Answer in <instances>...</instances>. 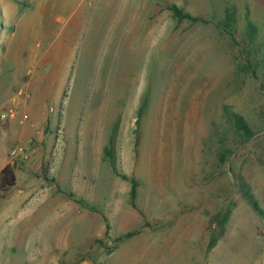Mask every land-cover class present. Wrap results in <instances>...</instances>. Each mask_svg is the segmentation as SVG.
Returning a JSON list of instances; mask_svg holds the SVG:
<instances>
[{
  "label": "rangeland",
  "instance_id": "1",
  "mask_svg": "<svg viewBox=\"0 0 264 264\" xmlns=\"http://www.w3.org/2000/svg\"><path fill=\"white\" fill-rule=\"evenodd\" d=\"M0 17V171L22 149L10 190L47 206L1 264H264V0H0Z\"/></svg>",
  "mask_w": 264,
  "mask_h": 264
},
{
  "label": "trees",
  "instance_id": "2",
  "mask_svg": "<svg viewBox=\"0 0 264 264\" xmlns=\"http://www.w3.org/2000/svg\"><path fill=\"white\" fill-rule=\"evenodd\" d=\"M171 9L174 11L175 16L178 18L179 21H183L185 19H190L192 21L202 20L200 18L193 17L190 14L184 13V11L176 5L172 6ZM236 22H237L236 10L234 8H227L225 20H223L220 23V26L225 31H227L229 33V35L233 36L232 31H233V28H234ZM255 31H256L255 26L253 25L252 22L249 21L248 33H249L250 37H253V34ZM145 105H146V103H144L138 111V119H137V125L138 126H140V124H141V119H142V116H143L144 111H145ZM229 123H230L231 128L234 129L235 132L245 141H249L250 139H252L255 136V131L251 128V126L249 125V123L246 121V119L243 116L238 115L236 113H232L229 115ZM136 135H137V143H138L139 128L136 131ZM226 142L227 141L224 138L221 139V142H220L221 151L219 154V160L221 163H226L227 160L229 159V157L233 154L232 150L229 148V146L227 145ZM111 143H113V141H111ZM106 155H107V158H109L112 167L115 168V161H114L115 158H114V155H113L112 150L110 148L106 149ZM120 175L123 179L130 180L132 183L131 203L135 207L136 206L135 201L138 198V186H139L138 181H137V179H135L133 177L129 178L125 174H120ZM238 179H240L241 183L243 182L242 181L243 178L239 177ZM16 185H17L16 166L11 164V163H8L0 171V199L4 198L6 193L10 189L14 188ZM242 187H243L244 194L246 195L249 203L253 206V208L255 210L261 212L258 202L254 199V196L249 192V190H247L245 184H242ZM133 235H134V233H128V234L122 236L121 238H119V240L131 237Z\"/></svg>",
  "mask_w": 264,
  "mask_h": 264
},
{
  "label": "crops",
  "instance_id": "3",
  "mask_svg": "<svg viewBox=\"0 0 264 264\" xmlns=\"http://www.w3.org/2000/svg\"><path fill=\"white\" fill-rule=\"evenodd\" d=\"M23 193L27 195L21 194L22 196H18L17 192L12 193V190H9L5 197L0 200L5 201L4 205L0 207V242H4V238L8 236L11 238L10 243H12V246L10 245L9 247L12 250L16 247L23 249L26 244H29V234H31V230L35 229L36 217H44L45 213H41L47 207L46 204L41 202H30L31 194ZM37 212L40 214H37ZM24 221L26 222L25 228L19 231L16 229L12 231V228ZM4 250H6L5 246H0V252H4Z\"/></svg>",
  "mask_w": 264,
  "mask_h": 264
},
{
  "label": "built area",
  "instance_id": "4",
  "mask_svg": "<svg viewBox=\"0 0 264 264\" xmlns=\"http://www.w3.org/2000/svg\"><path fill=\"white\" fill-rule=\"evenodd\" d=\"M35 151V150H34ZM22 152H23V150L21 149H19V148H16V149H14L13 151H12V153H11V155H12V164L14 165V159H16L20 154H22ZM26 158H27V156H25Z\"/></svg>",
  "mask_w": 264,
  "mask_h": 264
}]
</instances>
